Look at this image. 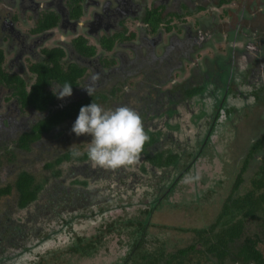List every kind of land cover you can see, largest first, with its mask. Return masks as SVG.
Wrapping results in <instances>:
<instances>
[{
    "label": "flooded vegetation",
    "instance_id": "flooded-vegetation-1",
    "mask_svg": "<svg viewBox=\"0 0 264 264\" xmlns=\"http://www.w3.org/2000/svg\"><path fill=\"white\" fill-rule=\"evenodd\" d=\"M262 1L0 0L3 72L20 76L29 91L38 80L32 67L42 68V62L57 61L60 71L65 73L74 70L73 67L82 69L84 72L72 87V94L63 98L56 96L50 105L62 109L90 97L85 87L91 84L94 89L91 98L96 103L100 95L107 96L98 103L104 109L126 105L136 110L148 136L138 159L129 166L105 169L85 158L81 164L63 161L45 168L70 140L73 145L74 141L77 146L82 145L86 152L91 137L73 133L71 127L77 116L67 117L40 139L31 141L30 150H23L22 143L29 140L24 135L44 113L21 106L12 95L16 89L6 83L0 85V108H4L0 113V183H6L11 177L14 180L21 170L17 160L15 165L4 161L9 156L5 147L14 148V158L22 160L26 159L24 153L36 149L38 154H34L33 159L28 157L30 164L26 167L44 164L38 172L43 173L38 196L23 207L14 201L15 209L6 207L4 218L0 216V226L2 220L9 223L0 227V255L5 249L1 246L4 240L14 244L16 235L25 240L32 228L43 234L45 245L58 243L62 234L69 238V243L72 238L76 240L81 233L75 224L83 219L81 213L73 211L76 200L92 207L85 211V219L94 221L96 213L102 220L97 228L85 225V234H82L85 240L96 237L99 228L105 230L109 223L115 224L116 234L112 236L132 234L136 239L151 231L154 222L150 223L149 219L154 208L192 207L201 200L210 201L219 191L225 190V180L238 165V159L248 156L255 141L244 156L243 150L233 144L231 148L235 152L225 154L228 143L218 145L220 141L216 142L211 132L221 125L220 119L226 120L239 107L246 113H259V120L263 121ZM230 2L234 5L230 6ZM236 6L240 7L237 9L240 13L239 17L235 13L238 19L234 21ZM228 13L231 14L227 16ZM244 17L249 18L246 26L242 24ZM255 18L262 21L261 25L253 24ZM49 19L55 23L46 28L44 25ZM46 50L58 51V56L48 60ZM51 63L44 64L46 71L53 72ZM93 76L96 77L94 81L91 80ZM57 83L61 82L51 77L48 89L53 92ZM212 101L213 107L209 105ZM183 119H188L187 129L180 124ZM229 124L231 128L234 126ZM238 133L246 134L241 130ZM256 151L251 159L259 158ZM219 160L224 165L220 170ZM67 164L69 173L63 175V167ZM198 165L203 185L195 187L198 189H193L192 200L184 202L181 193L190 190L189 182H196L187 178L197 175ZM54 171H62V176L54 178L56 183L50 178ZM85 171L97 177L85 186L78 182L72 184L71 179L66 183L70 174L75 179ZM41 192L45 193L44 197ZM144 205L147 207L142 211L146 218H133ZM118 208L123 213L112 214ZM24 209L25 221L17 223L11 216ZM56 216L60 217L59 223ZM40 221L48 228L41 230ZM92 229L95 231L90 233ZM111 237L103 234L100 238L103 244L98 249L108 246L113 240ZM132 251L133 248L129 254ZM85 258L97 259L98 256Z\"/></svg>",
    "mask_w": 264,
    "mask_h": 264
},
{
    "label": "trees",
    "instance_id": "trees-1",
    "mask_svg": "<svg viewBox=\"0 0 264 264\" xmlns=\"http://www.w3.org/2000/svg\"><path fill=\"white\" fill-rule=\"evenodd\" d=\"M54 23L55 20L49 19V22L45 23L44 27H50ZM46 54H48V60L50 58L53 60L58 56V51L50 53L46 50ZM3 60V50L0 49V85L6 83L16 89L12 95L17 98L21 106L33 107L44 113L37 118L30 130L24 135L29 140L28 143H22L23 150H30L31 141L40 139L44 133L50 132L55 125L67 117H76L81 106L93 101L90 95V97L78 100L62 109L54 108L50 105L54 103L56 98V95L48 89L50 78L58 79L61 83L69 82L73 87L82 76L84 72L82 69L73 67L74 70L65 73L60 71L61 68L57 61L53 60L52 63L42 62V68L36 65L32 67V70L37 73L38 80L28 91L24 86L25 80L20 78V76L3 72ZM49 63L52 64L53 72H50V70L46 71L45 69L46 66L44 64L49 65ZM53 63H55V66ZM106 98L107 96L100 95L98 103H102ZM234 131L238 134L237 129ZM263 142L264 135L253 143V147L247 154L248 156L245 157L236 175L234 184L223 199L215 219L208 225L187 229L192 234L189 241L184 240L178 243L173 241L175 247L171 248L170 251L165 247H161L159 250L152 247L150 251L141 252V245L146 242V236L134 239L132 234L125 237L120 235L117 247H121L122 245L128 249L131 244L133 251L131 254L128 253L126 255L120 254L124 252L123 250L119 254L115 253V259L109 262V264H264V159L260 163L259 169L253 175L248 178L245 176L246 171L249 170L248 165L252 153ZM71 145H73V141L71 140L67 146L63 145V151L57 152L56 157L53 156V160L45 164V168L49 169L55 162H74L75 158L69 154V147ZM74 147L81 150L82 153L81 156L76 158L85 160L87 156L86 152L82 151V145L79 147L74 141ZM4 150L6 154H9V156L4 158V161H9L15 165L17 159L14 158L16 157L14 148L8 150L5 147ZM1 161L2 159L0 158ZM5 165H9V163H5ZM24 166L15 175L12 185L8 184L6 187L0 188V200H3L1 203L5 207L11 206L10 208L15 209L14 201L17 202L19 207H23L38 196L42 185L43 173H38L36 167L30 168L32 165L29 167ZM59 175H61V171H54L52 173L50 178L54 181L53 183L58 182L54 178H57ZM82 175H84L82 177L83 180L82 178H76L73 182H78L85 186V183L97 177L96 174L89 171H85ZM7 224L9 223L4 221L0 227H6ZM249 224L254 225V229L257 228L250 231L251 226ZM113 225L115 224L109 223L110 227L107 226L108 228H105V230L103 229L104 227L99 228L97 234H95L96 237H92L89 240H85V236L82 234L76 236V233H74L73 237L76 236L77 238L76 240L74 238L71 239L68 248L69 252H71L69 256L80 257L81 255L85 257L89 255L97 257L105 254L104 248L98 249L103 244L100 238L102 239L103 234H108L110 237L112 234L115 235L116 231Z\"/></svg>",
    "mask_w": 264,
    "mask_h": 264
},
{
    "label": "rangeland",
    "instance_id": "rangeland-1",
    "mask_svg": "<svg viewBox=\"0 0 264 264\" xmlns=\"http://www.w3.org/2000/svg\"><path fill=\"white\" fill-rule=\"evenodd\" d=\"M242 1L243 0H239V2L241 3ZM247 3H250V0H247ZM262 3L263 5H261V8L263 9L264 0L262 1ZM232 5H234V3L230 2V6ZM227 7L229 6L227 5ZM239 8L240 7L236 6L233 12L234 14L237 13L238 17H239L240 11H237V9ZM229 14L231 13H228L226 15L228 16ZM263 16H264V13H263ZM237 19L238 18L236 17V14H235L234 21H236ZM247 19L249 18L244 17L242 19V24H245ZM263 20H264V17H263ZM253 21L254 23L252 21L251 22L255 24V26L261 25V22H262V21H258V19L256 18ZM92 40L94 39L92 38ZM119 94L122 95V93H119ZM111 96H114V95H111ZM117 99H118L117 100L118 103H121L119 100V97H117ZM5 103L6 101L3 102V106L5 105ZM213 104L214 103L212 101V103L209 105H212L213 107ZM208 106H205V108ZM3 111H4V108H0V113H2ZM260 116L261 115L257 112H255V114L246 113V111L243 110L242 107L236 108V110L230 116H228L226 120L222 121L220 119L221 125L214 128L213 132L211 133L214 134L216 142L220 141V142H217L218 145H220V143L221 144L223 143L224 145L228 143L227 150L224 151L225 154H228L229 152H235V151H232V148H231L233 144L235 148H239L243 150L242 156H244V152L246 154L248 147L252 145L254 141L260 139L264 135V116H263V121L259 120ZM229 123L234 124V126L231 128ZM180 124L183 126V129L184 128L187 129V127H189L188 119H183ZM235 128L238 129L239 131L241 130L243 133H246L247 135L246 134L241 135L240 133H238L237 135H234ZM82 149H83L82 151H84V148ZM37 152L38 151L36 149H32L31 151L24 153V157L26 158L25 160L24 158L23 160L17 159V162L20 163L21 168L25 167L24 165L30 164L29 163L30 161H28V157L30 156V158L33 159L32 156L34 154H38ZM256 152H257V155H259V158L256 157L255 159H250L249 165H248L249 170H247L245 173L246 177L247 176L250 177L259 169V165L264 159V142L257 149ZM238 160H239L238 165H236V167H234L232 170L233 173L229 174L228 179L225 180L226 185H227L226 189L219 191L218 195L214 196L210 201L204 202L203 200H201L196 205H192V207H188V208L186 206L179 207L178 209L168 208V207H165L163 209L154 208L153 214L152 216H150V219H149L150 220L149 222L152 224L154 222V224L150 227L151 231L148 232L146 236V239H145L146 242L143 245H141L142 246L141 252H144L147 250L150 251L152 247L156 248L157 250H159L161 247H165L168 249V251H170L171 248L175 247L174 246L175 243L173 241H175L176 243H178L179 241H184V240L189 241V238L192 234L190 230H187V229L191 227H202V226L210 224L217 216L220 206L222 205L221 203L223 199L227 196L228 191H230L231 186L234 184L236 175L239 172L240 167L242 166V163L244 161L243 159H238ZM74 162L75 164H81L84 161H81L78 159V160H75ZM219 162L217 164L218 170H220L221 167H224L223 163H221L220 160ZM43 165L37 166L36 171L37 172L41 171ZM68 165L69 164L63 167V171H64L63 175H67L69 173ZM199 167L200 165H198L197 167V175H199V180H196V182L188 181L189 186L191 187L190 190L183 192V194L180 192L181 195H183L184 202L185 201L189 202L190 200H192L193 196L190 198V195L192 194L193 189L194 191H197L196 189L198 188H195V187H200L201 185H203L201 181V177L203 176H201ZM1 171H2V168L0 167V172ZM61 176H62V171H61ZM70 178H72V176ZM12 181H13V177L9 178L8 181H6V183H2V184L0 183V188L5 187L8 184L12 185ZM69 181L70 179L66 183L68 184ZM41 193L44 197L45 193L43 192ZM177 197H178V194H177ZM2 201L3 200H0V216L2 215V217L4 218L3 211L6 210V207L1 203ZM76 202H73V211H77L81 213L83 219H81L79 223L75 224V228L81 234H85L86 224H91L92 226H94V228H97V226L101 223L102 220L99 219L96 213L93 214L95 215L94 221H88V219H85V211L88 210V208H92V207L91 206L86 207L85 203L80 204L79 203L80 201L78 200H76ZM146 207L147 206L144 205L140 209L138 208L137 212H136V208H134L131 215L134 216V213L136 212L137 216L135 217L129 216V218H131V220L133 218L138 219L139 217H143V219H145L146 215H143L142 209ZM98 209H101V208H98ZM19 211L20 210L14 213L11 217L17 223H20V222L22 223V221H25L24 217L26 216V214L24 213H26V211L25 209L21 210V212ZM114 213H116L115 215H120L121 213H123V210L121 208H118L115 211H112V214ZM63 217H65V215ZM56 220L59 223L60 217L56 216ZM2 221L4 222V220ZM50 224H53V223H50ZM249 226H251L250 231H252L254 229L253 228L254 225L249 224ZM39 228L41 230H45L48 228V226L46 225L45 222L40 221ZM35 229L36 228H32L29 230V235L25 240H23L24 237H22L21 235H16V242H14V244H11V243L9 244L8 242H6V240H4L1 246L5 249L3 253L0 255V264H109V262L115 259V253L119 254V252L123 250L124 252L120 254L126 255L129 253V251L132 248L131 244L129 245V250L125 248L126 246L121 245V247L120 246L117 247L118 246L117 242L119 240L120 235H116L117 237H112L113 240L110 241L108 246L106 247L104 246V251H106V253L103 254L102 256H98L97 259L96 258H85V257H82L81 255L80 257L79 256H69V254L71 253L68 250L70 246V243L68 240L69 238H66L64 234H62V240H60L58 243L56 244L51 243V244L45 245L43 243L45 240H43L41 236L43 234H40L41 232L39 233V231ZM94 231L95 230L92 229L90 233ZM39 234L41 238H38L37 235ZM39 245L41 246L36 248ZM108 251L112 253H109Z\"/></svg>",
    "mask_w": 264,
    "mask_h": 264
},
{
    "label": "clouds",
    "instance_id": "clouds-1",
    "mask_svg": "<svg viewBox=\"0 0 264 264\" xmlns=\"http://www.w3.org/2000/svg\"><path fill=\"white\" fill-rule=\"evenodd\" d=\"M95 79V76L91 77V80ZM85 88L87 93L92 96L94 91L92 85L89 84ZM53 93L58 98L70 96L72 84L69 82L57 83ZM71 131L77 136L88 135L91 137L86 156L93 165L105 169H118L133 164L148 140L141 117L136 110L126 105L106 110L94 100L80 107ZM69 154L76 158L82 153L74 145H71ZM82 177L84 175H77L74 178L81 179ZM69 179L72 184L75 183L73 177ZM187 179L199 180V176H190Z\"/></svg>",
    "mask_w": 264,
    "mask_h": 264
}]
</instances>
